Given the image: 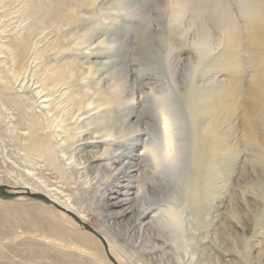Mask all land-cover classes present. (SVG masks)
Segmentation results:
<instances>
[{
  "label": "rangeland",
  "instance_id": "rangeland-1",
  "mask_svg": "<svg viewBox=\"0 0 264 264\" xmlns=\"http://www.w3.org/2000/svg\"><path fill=\"white\" fill-rule=\"evenodd\" d=\"M42 1L0 0V186L9 193L27 191L48 197L74 212L100 238L51 204L27 195H0V264H188L189 254L185 252L195 253L192 264L202 258L204 264H264V171L253 162L257 160L252 154L258 152L250 150L244 140L239 113L232 121L236 124V151L229 150L233 156L228 151L221 163L224 183L216 184L224 189L212 198L210 210H201L198 216L191 215L186 202L191 184L189 157L195 150L190 91H196L210 77L213 79L209 81L216 83L233 79L230 66L234 67L235 55L231 49L223 51L226 28L220 1L204 0L200 5L202 18L190 13L176 32L169 30L168 24L172 0ZM225 2L244 32L246 49L241 69L247 83L243 81L241 99L249 104L254 81L264 83V0H256L253 25L248 23L252 29L246 27L247 6H242L243 0ZM202 27L214 39L203 62L198 45ZM23 39L27 49L21 47ZM172 71L176 78L171 76ZM117 78L121 85H116ZM46 93L51 100L49 108L41 103ZM72 96L78 100L70 101ZM90 99L95 107L101 104L99 100L105 102L99 113L107 118L113 136H122L127 117L128 124L134 125L132 130L142 133L140 145L130 158L129 169L136 175L131 179L134 184L122 183L115 188L130 198L114 211L127 213L123 219H107L111 212L105 211L104 205L112 195L105 194L104 201L100 198L108 182L107 172L103 165L89 163L109 143L103 139L99 148L86 145L82 150V144L94 135L92 116H80L86 112L83 104ZM108 100L112 107L107 106ZM164 105L166 110L170 107L178 130L181 158L172 165L153 169L155 160L144 151L145 146L149 149L148 143L160 137ZM176 110L180 112L177 117ZM182 114L187 118L185 124L178 118ZM132 130L125 129L127 136L116 140V149L123 151L134 139L136 133ZM32 131L43 141L49 140L53 159L30 148ZM186 160L189 162L184 164ZM79 164L83 166L81 171ZM98 172L102 178L96 183L92 178ZM144 185L151 198L139 193V186ZM40 205L50 211L60 227L80 230L98 247L71 242L62 232L36 229L33 218L19 211ZM171 214L178 218L176 223L171 222ZM174 226L178 233L171 242Z\"/></svg>",
  "mask_w": 264,
  "mask_h": 264
},
{
  "label": "bare ground",
  "instance_id": "bare-ground-1",
  "mask_svg": "<svg viewBox=\"0 0 264 264\" xmlns=\"http://www.w3.org/2000/svg\"><path fill=\"white\" fill-rule=\"evenodd\" d=\"M203 1L204 0H172L170 21L168 23L170 26L169 30H171L173 32L180 30V28L182 26V22L189 16L190 13L193 15L194 18L195 17L197 18L196 15H198L199 19H201L202 15L200 12L202 11V6L200 7V5ZM219 1H220L219 8L222 9L224 12L225 28H226V33L224 35L225 39L223 40V43L226 44V48L223 49V51H224V53H226V52L228 53V50L231 49L232 53L235 55V60H234L235 62H234V67H232V65L230 66L232 68L230 70V74L233 75L232 81H229V82L226 81V83L224 81L223 82L221 81L218 83H216L214 81L210 82L209 80L212 78V77H210V79L208 81H206L202 86H199V88L196 87L197 88L196 91H194L192 89L190 91L191 94L189 93L191 96V103H189V105L192 109L191 114H189V115H190V117H192V122H193L192 126L194 127L195 139L193 140V142L195 145L194 146L195 150H194L193 156L189 157L192 160L190 162L191 164L189 165V169L191 166V176H189V179L191 177V179H190L191 184H190V189L188 188L189 191L187 193V196H186V193H185V196H186V202H187L188 210L191 212V215L193 214L196 216L199 215L201 210H205L207 212V210L209 209V204L212 201V198L219 195L221 193L220 191L222 189H224L223 187H220L218 185L216 186V184H218L219 182L224 183V182H222L223 181L222 180L223 179V177H222L223 169L221 168V163H222V161L225 160V156H227L228 151L231 150V148H232V151H234V153L236 151L235 144H233V142L237 141V139L234 138L236 131L233 130L234 126H236V124L232 125V121H233L234 117L237 116V113L240 114V117L238 118V120H239V125L242 127V129H244L245 135H243V136L246 137L244 139V140H246L245 141L246 144L247 143L249 144V148H251L250 150L254 149V150H256V152H258L257 155L252 154V155H254V157L257 160V162L256 161H253V162H255L254 164L256 166H258L259 169H262L264 171V132L262 134V131H264V83L260 84L258 80L254 81V84L252 85L253 87H251V89H249L252 93V97H251L249 104L247 103V101H244L241 99L243 97V90H244L243 81L246 80L245 74H244L245 72L243 69H241L242 64L244 63L243 51H245V49H246L244 47L245 42H243L244 40H242L244 32H243V30L240 29L238 22H237V19L229 11L230 9L228 8V5L225 2L226 0H218V2ZM39 3H41V2H39ZM48 4H50V3L48 2L47 6H49ZM56 4H58V2ZM245 5L247 6V9H246L247 10L246 11L247 26L246 27H247V29H252L253 26H250V25H253L252 20H253V16L255 14V11H256V0H243L242 6L244 8H246ZM34 6H36V5H34ZM43 8H41V9L43 10ZM37 10L39 11L38 8H37ZM56 17L58 18V16H56ZM44 19H45V17H44ZM248 23L250 25H248ZM192 24H193L192 27L196 26L194 22ZM219 24L220 23H218V25ZM219 28H217V29H219ZM169 30H168V33H169ZM168 33H167V35H168ZM83 40H84V38H83ZM216 42H218V41H216ZM21 43H22L21 47L25 46V49H27L26 48L27 43L24 41V39L21 41ZM198 45H200V48H201L200 49L201 50L200 51L201 56L199 55L200 56L199 59L201 62H203V61L207 60L206 56H207L209 50L212 49V47L214 45V39L210 35V33L206 27H202L199 30ZM220 47H221V45H220ZM220 47H218V48H220ZM223 51H222V54H223ZM245 54H246V52H245ZM218 55H220V54H218ZM236 57H237V59H236ZM212 60H213V58H212ZM245 60H247V59H245ZM214 61H215V59H214ZM245 62H248V61H245ZM214 63L216 65V62H214ZM202 67H203V65H202ZM205 67H206V65H205ZM210 67H212V66H210ZM214 68H216V67H214ZM199 69H201V68H199ZM195 70L197 71V68H195ZM157 72H158V74H160L159 71H157ZM164 74H165V71H164ZM175 75H176V73L172 71L171 76L174 78ZM171 76H170V78H172ZM58 79L60 81H63V79H61V78H58ZM116 80H117L116 85H121L122 81H120V79H118V78ZM175 81H177V80L175 79ZM179 81H180V78H179ZM257 82H258V84H257ZM170 83H172V82H170ZM121 87H123V86H121ZM119 90H117V91H119ZM165 90H166V87H164V91ZM245 93H246V89H245ZM92 95H94V94H92ZM92 95H91V97H92ZM43 96H44V100L41 102L43 104V108H49L48 105L51 103V100L49 99V96H47V93L44 94ZM45 96H47V97L45 98ZM96 96L94 95L93 97H96ZM173 97H174V95H173ZM70 98H71L70 101H77L78 100L77 97L73 98V96H72ZM100 98L102 99V97H100ZM245 98H246V96H245ZM186 100H189V99L186 98ZM91 101H92V99L86 101L83 104V106L85 108H82V109L86 110V112L84 111L80 116L88 115V114L90 117L92 116L91 119L93 120V125H94L93 126L94 127V129H93L94 135L90 139V141L92 140V142L89 141L88 143L82 144V147L84 146V148H82V150H85L86 145H89L93 149L99 148L100 144L103 143V139L105 140L106 143H109L108 148H106V150H104V152H102L100 154V156L96 155L92 159L90 158L89 163H91L90 165H94V164L103 165L104 170L107 172V176H108L107 181L108 182H106V184H104L105 185L104 186V192L100 197L101 200L103 199V201H104L105 194L109 193V196L112 195V198L109 196L107 197L108 199L109 198H111V199L108 200V203L105 202V205H104L105 211L111 212V214L108 215L107 219L108 220L123 219L125 216H127V213H124V212L115 213L114 211L118 210L120 208V205H122V202L130 201V198L126 197L127 195H124V193L123 194L121 193V195H120V193H118V191H116L115 188L117 186H119V184H122V183L131 184L132 186L134 184L133 181H131V179H133V178L135 179L136 175L133 174L129 169V165L132 164V163H130V160H131L130 158L134 156V152H136L135 150L140 145L139 139H140V136L142 135V133H140V130H137V131L132 130L134 125L128 124V120H130V118L128 119V117H127L126 119H128V120L125 119V122H124L127 124L124 125V127L122 128V131L124 129V132H125V129L129 128L130 130H132L131 132H135L136 134L134 135V137H132L134 139H131L130 142H128V146L126 145V147L123 151L119 148L116 149L115 148L116 140H120L119 137H125L127 135H125L124 132L119 131L120 133L121 132L123 133V134L121 133L122 136H119V137H117L116 135L113 136V133L111 132L112 131L111 128L109 129L107 127V125L109 123L108 120H107L108 123L106 122L107 118H105V116L101 118L102 115H101V113H99L100 108L104 107L105 102L104 101L101 102L99 100V102L102 105L100 104L99 106L95 107L94 106L95 104L91 103ZM79 102H78V104H79ZM82 102H84V101H82ZM82 102H81V104H82ZM114 102H115V100H114ZM187 102H190V101H187ZM71 103L69 105H71ZM74 105H76V104H74ZM166 105H164L162 107V111L160 113V116H161L160 117V119H161V127H160L161 130L159 131L160 137L155 139V140H152L151 143H148V144H150L149 149H146V146H145L144 153L151 155L155 160V166L153 169H156L160 166L164 167V165H172L176 161L180 160V158H181V156L179 157L178 143L176 140V138L178 136V130L175 128L173 116L170 115L171 110L168 109L170 107H167V110H166V108H165ZM107 106L108 107L111 106L110 100H108ZM175 106H176V104H175ZM76 107H77V105H76ZM114 107H115V104H114ZM116 107H118V106H116ZM112 109L113 108H111V110ZM175 109H173V110H175ZM96 113H99V114H96ZM176 113H177L176 117L179 116L178 114H180V112L178 113V111H177ZM94 114H96V115H94ZM182 116H183V114H182ZM182 116L178 117V118L183 120L184 124H185V121L187 122V118H185L186 116L185 117L184 116L182 117ZM87 120H88V118H87ZM182 125H183V123H182ZM118 130H120V129H118ZM33 131H34V129H33ZM33 131H32L33 135H32V138L30 140L31 144L29 143V145H31L30 148L33 149L34 151L40 152L41 155L46 156V158L53 159L54 152H53V149L49 143V140L43 141L38 136V134L34 133ZM131 134H130V136H131ZM83 141H85V140H83ZM119 142H120V144L125 143L123 141H119ZM187 142H188V139H187ZM187 142H184L185 145ZM230 142H232V144H231L232 147L229 145ZM135 145H136V147H135ZM129 146H131V148H128ZM133 147H135V149ZM233 147H235V148H233ZM98 152H99V150H98ZM142 154L139 155V159L143 155H145V154H143V155ZM211 154H213V155H211ZM229 154H231V156H233V153L231 151H229L228 155ZM56 156H57V154H56ZM188 162L189 161L186 160V163H184V164H187ZM81 165L82 164H79L80 171L83 169V166H81ZM117 166H119V168H117ZM132 167H135V166H132ZM223 168H224V166H223ZM184 169H185V167H184ZM189 169H188V172H189ZM163 170H165V169L163 168ZM186 170H187V167L185 169V172H186ZM136 171H138V170H136ZM228 171H229V169H228ZM101 178H102V176L98 172L92 178V181L97 183L98 181H101ZM215 178H216V180H215ZM212 179H214V180L212 181ZM217 179H219V180H217ZM154 181H155V179H154ZM146 185L139 186L140 187V188H138L139 193L142 192V194L148 195L151 198L150 193H149ZM110 201H112V202L110 203ZM147 208H149V207H147ZM19 211L22 214L29 215L31 218H33V220L35 221V226H36L35 228L36 229H41V230L42 229H48V230H52V231H56V232H60V233L62 232V235H64V237H66L71 242H75L77 244H80L82 246H87V247H94V248L98 247L97 244L93 241V239H91L89 236L79 232L80 230L79 231H70L68 229L60 227V224H58L56 221H54L51 218L50 211H48V209H46L45 207L44 208L41 207V205L36 206L33 209H31L30 207H28V209L19 208ZM2 213H5V212H2ZM171 215H172L171 222L176 223L178 221V218L176 216H174L173 214H171ZM196 218H195V220H196ZM114 220H112V221H114ZM202 220H204V219L202 218ZM203 224H205V223H203ZM171 229L172 230L170 232L169 240H171V242H172V239L175 236L174 234L178 233L177 232L178 228H176V226H174ZM173 242L178 243L177 241H173ZM144 243H146V242H144ZM145 245H148V243H146ZM142 247H143V245H142ZM151 251H150V253H151ZM96 252H99V251L96 250ZM100 254H101V252H100ZM147 254H149V252ZM188 254H189L188 264L194 263L193 257L195 256L194 255L195 253H192V255H191L190 253L185 252V255H188ZM202 259H200V261L197 264H200V263L204 264ZM104 264H107V263L104 262Z\"/></svg>",
  "mask_w": 264,
  "mask_h": 264
},
{
  "label": "water",
  "instance_id": "water-1",
  "mask_svg": "<svg viewBox=\"0 0 264 264\" xmlns=\"http://www.w3.org/2000/svg\"><path fill=\"white\" fill-rule=\"evenodd\" d=\"M0 195L7 196V197H10V198H15V197H17V195H27V196H29L31 198L44 201L47 204H51V205L55 206L56 208H58L59 210L65 212L69 216H71L76 222H78L79 224H81L85 228V230L93 233L94 235H96V236H98L100 238V236L98 235V233L90 225H88L87 223L83 222L74 212H72L70 210H67L66 208L60 206L58 203H56L55 201L49 199L46 196H43L41 194L27 192V191L26 192L9 193L7 191V188H5L3 186H0Z\"/></svg>",
  "mask_w": 264,
  "mask_h": 264
}]
</instances>
